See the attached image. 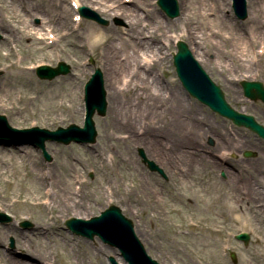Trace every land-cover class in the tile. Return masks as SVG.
<instances>
[{"label": "bare ground", "instance_id": "obj_1", "mask_svg": "<svg viewBox=\"0 0 264 264\" xmlns=\"http://www.w3.org/2000/svg\"><path fill=\"white\" fill-rule=\"evenodd\" d=\"M60 1L65 2V0ZM106 1L78 0L76 2L78 6L93 9L97 7L98 12L106 17L120 14L128 21V27L122 30H113L112 28L100 30L91 25L89 26L88 39L92 48L106 50L101 58L100 72L103 75L108 120L113 129L111 136H115V132L119 133L124 130L130 142H123V148L118 146L121 154L115 161L112 159L108 161L102 154L96 155L97 149H92L94 158L91 159L93 164L89 168L98 175V178L96 177L92 181L84 178L87 169L79 162L69 163L67 161L55 166L51 172H45L42 166L37 164V158L32 150H22L19 146H10L11 148L7 149L0 148L1 208L3 210L5 208L6 210L21 208L16 218H20L25 210L37 211L40 215V223L29 232L19 230L14 224L0 225V245L1 241L6 240L9 236L14 237L18 249L22 251L20 258L10 253H2L0 259H3L5 264H57V259L51 261L50 250L52 248L49 245L53 241L58 242L60 240L56 237V235L61 236L58 229L55 228L57 219L66 220L68 216L90 219L96 212H102L115 197L125 205L128 213L136 214L138 217L141 216L147 220L148 222L143 221L145 225L148 223L154 226L159 221L163 222L164 205L162 200L157 197L160 190L156 188L155 182L152 183L148 177H145V172L139 165L138 159L132 154L131 146H143L146 156L148 158L153 156L160 161L164 165L165 174L172 181L178 179V182H188L187 179L195 176L197 178L202 175V177H206L209 170H223L222 162L227 165L225 172L230 179L235 176L237 171L242 172L239 170L242 169L244 171L242 174L247 177L244 181H248L247 184L241 181L238 183L236 179V183H233L230 188L234 195V191L237 194L240 187L246 186V190L245 188L242 190L245 195L242 200L235 195L232 198V203H234L232 211L237 214L234 218L237 222L242 223L241 227L249 228L251 226L249 221L247 218L243 220L241 215L247 211L255 219L258 228H264V148L244 136L243 143L245 144L243 145L250 144L260 151L256 163H249L247 169L246 167L243 169L242 160L229 163L230 158L223 157L227 152L230 155L233 148V145L231 146L229 143L231 141L228 139V135L231 134L235 139L238 135L237 132L231 131L222 134L215 122L212 121L213 123H211L206 120L207 114L202 108L205 106L204 104L198 101L202 106L194 105L191 107L188 98L195 99L194 97L188 94L185 89L173 84V81L163 83L153 71L158 60L154 57H159V54H162V47L159 46V43L165 38V31L180 24L185 28L184 32L187 33L188 41L197 50L194 51L187 42H182L188 46L194 60L204 72L207 75L208 72L220 74L235 101L244 102L243 104H247L249 100L254 101L247 97H245V101H240V88L235 84V80L233 82V79L239 77L238 73L245 70H259L263 72L261 79L264 81V0L245 1L246 15L249 21L248 27L237 22L231 17V13L227 14L231 11L228 5L230 0H176L178 4L177 17L169 18L162 11L166 17L172 20V22L166 23L160 19L158 12L145 10L146 1L144 0H133L130 7L108 5ZM210 1L215 3L214 19L208 18L205 13ZM20 3L23 4L24 2ZM13 4L19 5L16 1ZM60 7L58 10L55 7L45 8L33 4L32 10L36 12L35 15H41L47 23L56 24V28L67 32L64 33V37L60 38L70 37L74 32V27L70 25L73 9L64 4ZM140 9H144V12H141ZM232 9L235 10L234 6ZM26 13H28L26 16L29 22L33 15L31 11H26ZM20 18L19 14H14L11 17L14 22ZM213 23L215 28L217 27V31L212 30ZM82 24L83 19L79 22V27ZM8 26L5 17L3 21L0 20V30L7 34V37L14 34V30ZM49 29H51L50 26ZM144 31L148 32L149 39H145ZM226 31L231 33L230 38L224 36ZM17 32L21 34L20 39L23 41L41 43L42 36H45L44 34L39 35L31 23H28L23 29H18ZM116 41L119 42V45L115 44ZM208 42L215 50V54L199 51L202 46L208 48ZM236 42L237 44H235ZM7 43L6 40L5 44ZM72 45L79 47L77 42ZM229 45L235 46L234 53L229 51ZM255 48H260L259 52H255ZM8 49L10 55H13L11 45L8 46ZM250 51L253 52V59ZM211 55H213L212 58ZM226 59H232L231 69L223 66ZM15 66L16 64H11L9 68ZM31 69V67L19 68L18 71L22 76L28 77ZM231 72L235 74L232 79L228 75ZM27 79L25 83L14 84V82H10V85L7 84L10 90L7 89L6 84L0 83V104L6 102L2 99L7 94V90L11 92L17 91L21 87L26 88V84L30 81L29 78ZM247 81L258 82L259 80ZM169 92L170 96L166 98L165 94H169ZM76 102L74 101V103ZM17 110H19L17 111L19 114L20 108ZM247 111L248 107L240 113L247 114ZM164 114H167L169 121H162ZM156 119L159 122L161 120V127L158 126L159 122ZM206 121L208 123H205ZM141 126L145 128L143 133L139 132ZM210 135L218 136L231 146L227 150L218 151L217 155L224 158V161L221 158L220 161H216L213 158V153L211 155L205 154L208 153L207 147L201 144V139ZM237 139L239 140V138ZM231 144L233 143L231 142ZM24 159H28L31 164L22 162ZM18 160L21 162H16ZM116 166L117 168L121 167V169L122 167L129 169L130 177L135 180L136 184L134 183L132 187H129L126 180L114 179L117 174L115 172ZM105 198L106 200L102 204ZM242 205L246 210H243ZM97 206L99 209L94 211L93 207ZM83 211L86 213L83 214ZM239 213L241 214L239 215ZM145 225L134 226L137 237L145 235L142 230ZM61 239L59 242L67 250L70 246L67 238L65 239L63 236ZM256 241L258 245L264 243L261 237H257ZM94 247L98 254H93ZM70 249L71 255L76 257L77 264H87L86 258L88 256H106L110 253L107 248L101 247L98 243L96 246L84 242L82 250L74 247ZM261 252L257 255L264 257V246ZM116 262L124 264V262L117 260ZM100 264L104 263L101 262Z\"/></svg>", "mask_w": 264, "mask_h": 264}, {"label": "rangeland", "instance_id": "obj_2", "mask_svg": "<svg viewBox=\"0 0 264 264\" xmlns=\"http://www.w3.org/2000/svg\"><path fill=\"white\" fill-rule=\"evenodd\" d=\"M14 1L18 2L19 5L13 4ZM76 1L78 0H65V2L60 0H0V20L3 21L5 17L9 25L8 27L14 30V34L9 37L0 30V83L6 85H10V82H14V84L25 83L28 80L27 78L30 79L29 83L26 84V88L21 87V89L18 88L17 91L8 92L10 88L7 85V89L9 90H7V94H5L2 99V101L6 102L0 104V115L5 116L8 124L12 128L24 130L38 127L40 129L55 131L60 127L67 128L70 125L83 126L85 113L84 86L93 73H95L97 69L100 70L101 58L104 55L103 52L106 51L96 50V47L92 48L90 46L91 42L88 39L90 34L89 26L94 25L100 30H108L109 28L113 30H122L128 27V21L120 14L106 17L98 12L97 7L93 9L86 6H78ZM144 1H146L144 6L145 10L158 12L161 17L160 19L165 23L168 21L172 22V20L166 17L161 11L160 7L157 5V0ZM20 2L24 3L22 4ZM106 2L108 5L130 7L133 0H107ZM33 4L45 8L55 7L58 10L61 8L60 5L64 4L73 9V13L70 17V25L74 27L73 35L60 38L67 32L65 30H59L58 27L56 28V24L47 23L41 15H35L36 12L32 10ZM75 5L78 6V8H76ZM228 5L231 11L227 14L229 15L231 13V17L237 22L248 27L249 21L247 17L245 19H238L235 15L232 9V0H230ZM81 7L87 9L88 18H83L79 15V8ZM214 8L215 3L210 1L205 12L208 18H215ZM140 10L144 12V9ZM26 11H31L33 15L31 16L32 19L29 18L31 19L29 22L27 21L28 18L26 14L28 13H26ZM14 14H19L21 16L16 22L11 19ZM78 18L83 19V24L80 27L78 24L81 20L79 21ZM28 23L34 26V29L36 32H39V35H45L42 36L43 39L41 43L38 41H23L20 39L21 34H18L17 30L23 29ZM49 26L51 29H49ZM211 28L213 31H217V27L215 28L214 23ZM184 30L185 28L183 25L179 24L165 31L166 36L159 43V46L162 47V54H159V57H154V59L158 60L157 64L153 67V71L163 83L169 81L171 83V81H173V84H176L182 89L183 87L177 78L173 65V57L177 52L176 44L178 41H184L187 42L188 45L190 44L187 39V33L184 32ZM144 35L145 39H149L147 31H144ZM224 36L230 38L231 33L226 31ZM6 40L10 44H5ZM75 42H77L78 48L72 45ZM115 44L119 45V42L116 41ZM235 44H237V42ZM10 45L13 50V55H10L8 49ZM231 45H229V51L233 52L235 51V46ZM190 46L194 51L197 50L194 45L190 44ZM257 48L254 49L255 52H259L260 48ZM199 51L205 53L212 52V54L216 53L209 42L208 48L202 46ZM250 55H252L253 59L252 51H250ZM149 56L151 55L149 54ZM212 56L213 55H211V58ZM60 62L65 63V65L69 67L70 71L68 74L57 76L53 80H41L37 77V66L47 65L57 69V65ZM11 64H16V66L14 68H9ZM223 66L231 69L232 59H226ZM28 67L32 68L29 76H22L18 69ZM208 73L212 81L221 88L227 103L233 109L240 113V111L248 107L246 115L254 117L256 122L264 127V105L261 101L249 100L247 104L235 101L233 94L226 87L223 77H221L220 74ZM262 73L263 72L259 70H245L242 73H238L241 77L239 76L233 79V82L235 80V84L240 88V101L246 100L241 88L242 80L257 79L259 80L258 82L264 85V81L261 79ZM228 75L232 79L235 74L231 72ZM165 95L166 98H168L170 92ZM74 101L77 102L74 103ZM188 102L191 107L194 105L202 106L196 99L191 97L188 98ZM19 108L21 112L18 114L17 111L19 110L17 109ZM202 108L207 114L206 120L211 123L215 122V124L219 126L222 134L231 131H235L238 134L237 138H239V140L236 137L234 139L231 134H226L229 136L228 139L233 143L231 144V142H229L231 146L233 145V148L230 155L227 152L228 155L225 154L223 157L226 159L229 157V163L242 160L244 165L243 169H245V167L247 169L249 163L255 164L260 151L250 144L243 145L245 144L243 143L244 136L255 141L256 145L261 146V148H264V141L250 130L237 127L230 120L212 112L207 107L202 106ZM164 111L166 110L164 109ZM93 119L97 131L95 143H71L65 145L57 142H46L45 150L51 157L49 161L45 159L42 151L35 146L25 142L22 143L19 141L20 138L15 136L10 137L8 134L0 133V148L7 149L13 146H19L22 150H32L34 156L37 158V164H40L45 172H51L55 166L66 163L67 161H69V163L79 162V164L87 169L84 178L92 181L96 179V177L98 178V175L89 168V166L91 167L93 164L91 159L94 158V156H92V149H97L96 155L102 154L108 161L111 159L115 161L119 154H121L118 146L123 148V142H130L124 130L119 133L115 132V136H111L113 129L110 127V122L108 120V110L105 116H100L96 113ZM165 120L169 121L167 114H164V120L162 121ZM156 121L159 122L158 119H156ZM208 121L205 123H208ZM158 126L161 127V120ZM139 129L140 133H143L145 130L144 126H141ZM229 143L213 135L201 139V144L207 147L206 150L208 153L205 154L211 155L213 153V158L216 161H220V158L224 161V158L217 154L218 151L227 150L231 147ZM131 149L133 156L138 159L139 165L143 168L145 177H148L152 183L155 182L156 188L160 190L157 193V197L162 200L164 205V221H159V223L154 225L155 227L148 223L145 225L143 221L147 220L143 219L141 216L138 217L136 214L128 213L125 205L116 197L112 199V202L107 205L103 211L111 206H116L126 218L134 223V226L138 224L145 225L144 229L142 228L145 235L143 234L144 236L140 235V237H138L147 254L153 260L159 264H264V257H259L257 255L262 253L261 251L264 243L260 245L256 244L257 237H261L262 240H264V228L259 229L255 219L247 211H245L246 213L244 214L239 213V215H242L243 220L247 218L251 226H249V228L241 227L242 223L237 222L234 218L237 215L236 212L234 213L232 211V206L234 205V203H232L233 196H238L240 200L245 197L242 192L244 188L246 190L245 185H243L244 188H239V193L236 194L234 191V195L230 189L233 183H236V179L238 183L240 181L243 183L248 182H244L247 177L242 174V172H244L242 169H239L242 172L237 171L235 176L230 179L226 176L225 172L227 165L222 162L221 167H223V170H209L207 171L208 175L206 177H202V175L197 178L195 176L194 178L187 179L188 182H178V179L172 181L170 177L165 174L163 170L165 169L164 165L160 161L153 156H150L151 158L146 156L143 146H131ZM246 153H251L252 156L246 157ZM145 159L149 162H153L157 170L151 171ZM16 162L21 161L18 160ZM22 162L28 165L31 164L28 159H24ZM122 169L116 166L115 172H117V174L114 179L126 180L127 185L132 187L136 182L134 179H131L129 169L123 167ZM105 200L106 198L102 201V204H104ZM1 207L0 205V225L2 226L14 224L19 230L29 232L40 223V215L37 211L25 210L20 218H16L21 208L15 210H6L5 208V210H3ZM242 207L243 210H246L243 205ZM98 209L99 206L93 207L94 211ZM102 212H96L91 218L100 215ZM82 213L85 214L86 212L83 211ZM72 218L75 217L68 216L66 220L58 218L56 221L55 228L58 229L62 237L65 236V239L67 238L70 246L66 250L63 244L59 242L62 240V237L56 235L60 240L58 242L53 241L49 244L52 248L50 250L51 261L57 259V264H77L76 257L71 255L70 248L74 247L75 249L82 250L83 243L85 242L88 244H95L96 246L98 243L101 247L107 248L110 251L106 256H88L86 258L87 264H100L101 262L104 264H111V258L126 264L121 257L120 251L105 244L100 238L96 237L90 240L72 234L65 226V223ZM24 224L29 225L25 226ZM240 233H246L250 236V241L247 245L236 239V236ZM2 253H10L17 258L22 256V251L18 249L14 237L10 236L6 240L1 241L0 257ZM93 254H98L95 247L93 249ZM232 254L235 255V262L232 260ZM0 261V264H5L3 259H0Z\"/></svg>", "mask_w": 264, "mask_h": 264}, {"label": "water", "instance_id": "obj_3", "mask_svg": "<svg viewBox=\"0 0 264 264\" xmlns=\"http://www.w3.org/2000/svg\"><path fill=\"white\" fill-rule=\"evenodd\" d=\"M245 1L234 0L235 13L240 19L247 17ZM158 5L169 18L178 16L176 0H159ZM82 12H86V9L82 8ZM177 50L178 52L174 57V66L185 91L214 113L231 120L239 127L248 128L264 140V127L259 125L252 116L239 113L231 108L225 100L220 87L209 78L194 60L188 46L184 42H179ZM69 71V67L62 63L57 69L47 66L39 68L38 76L41 79L52 80L59 75L68 74ZM243 88L248 98L254 101L261 100L264 103V86L262 83L243 82ZM85 92L87 113L84 128L71 125L66 129L59 128L57 131L39 128L18 130L10 127L6 118L0 116V131L26 137L25 141L44 151V156L48 161L51 160V157L45 152V143L47 141L65 145H69L72 142L81 144L95 143L97 131L93 117L96 112L100 116H105L107 112L106 93L103 86L102 73L99 70L87 83ZM245 156L250 157L252 155L251 153H246ZM145 161L152 171L157 170L153 162H149L146 159ZM24 225L27 226L29 224ZM66 226L78 236L91 240L99 237L104 243L118 248L128 264H158L147 255L143 245L136 237L132 221L124 217L121 210L115 206L110 207L101 216L95 217L90 221L72 218L66 222ZM236 239L248 244L250 237L247 234H240L236 236ZM232 259L235 261L234 255H232ZM110 261L111 264H117L113 258Z\"/></svg>", "mask_w": 264, "mask_h": 264}]
</instances>
